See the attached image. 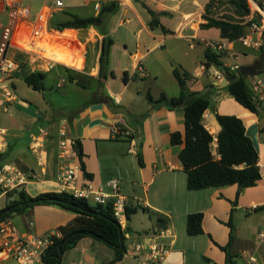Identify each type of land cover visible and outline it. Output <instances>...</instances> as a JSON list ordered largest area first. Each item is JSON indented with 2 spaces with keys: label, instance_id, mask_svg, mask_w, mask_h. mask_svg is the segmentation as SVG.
Returning <instances> with one entry per match:
<instances>
[{
  "label": "crops",
  "instance_id": "crops-1",
  "mask_svg": "<svg viewBox=\"0 0 264 264\" xmlns=\"http://www.w3.org/2000/svg\"><path fill=\"white\" fill-rule=\"evenodd\" d=\"M33 1L27 3L30 15L34 13V21H37L45 14L46 29L51 18L65 19L64 13L81 18L97 16L101 8L111 2L117 3V10L107 14L98 28L49 34L43 31V19L35 27L37 37H17L15 43L21 49L57 63L50 70H39L28 63L23 53L14 50L25 58L22 63L27 66L26 70L18 67L8 75L0 74V101L3 102L0 168L10 165L29 179L14 191L23 190L30 197L62 192L56 177L62 164L59 141L60 131L64 129L67 138L79 141L84 169L90 175V178L85 177L80 168L77 185L91 181L108 193L107 183L116 180L120 193L128 199L127 207H138L129 220L125 219L126 254L114 264H138L141 256L135 257V246L160 231H166L163 241L169 247L161 264H230L219 248L227 244L235 264H264V241L257 237L264 227V133L260 131L264 126V112L256 115L240 106L225 91L227 84L223 87L226 80L223 74L214 66H205L204 43L221 40L217 29L200 28L210 0H61V8H54L48 0ZM148 10L155 13L159 27H150ZM7 24V10L0 3V45ZM78 34L84 38L83 42L79 41ZM104 38H110L112 45L107 65L100 71L99 56ZM181 50L183 54L177 56V51ZM259 56V50L242 48L224 54L220 61L231 69L252 64ZM227 59L233 62L230 64ZM177 65L189 73L187 87L190 91L208 93L215 112L241 119L246 136L258 154L261 178L237 198L236 185L197 191L186 187V174L178 159L183 145L170 144L172 133H183V110L153 105L146 97L147 93L154 100L162 93L167 97L179 94L172 75ZM35 71L45 73L46 80H55L60 92L67 82L64 74L73 78L74 82H69L70 93L76 96L78 90L84 91L83 101L64 100L55 104L45 92L33 90L30 93L22 89L23 74ZM125 72L128 76L124 83ZM50 73H54L55 79L48 76ZM85 77L89 85L80 82ZM214 111L206 110L202 119L214 138L213 154L216 155L215 137L220 127ZM114 126L121 129V134L112 133ZM38 151L43 158L41 161ZM69 164L80 167L77 152ZM7 195L0 189V209L6 206ZM142 208L149 212L142 211L144 224H138L133 215L135 217ZM192 213H202L203 232L196 236L186 233V218ZM15 217L10 222L19 232L42 235L59 231V227L70 223L75 215L56 206L41 205ZM157 217L162 222H157ZM29 221L33 222L31 228ZM113 259L112 249L95 239L83 238L63 254L61 264H109Z\"/></svg>",
  "mask_w": 264,
  "mask_h": 264
},
{
  "label": "trees",
  "instance_id": "trees-1",
  "mask_svg": "<svg viewBox=\"0 0 264 264\" xmlns=\"http://www.w3.org/2000/svg\"><path fill=\"white\" fill-rule=\"evenodd\" d=\"M229 6L232 13L222 17L215 16V9L221 6ZM117 10V3L111 2L101 8L97 16L81 18L75 14L64 13L66 18L53 17L48 22V29L62 32L64 30H86L98 28L103 23L109 13ZM249 11L247 0H227L226 2L210 0L205 6L200 24L201 29L215 28L220 33L221 40L233 42L246 34L247 25L241 23V18L245 17ZM151 15L149 23L151 28L159 27V21L155 13L148 10ZM112 40L104 38L101 43L99 63L100 71L105 68L108 62L110 46ZM260 55L264 54V42L259 49ZM205 66H214L227 80L225 91L234 100L248 111L259 115L255 104L251 99V90L248 86L247 78L242 77L238 71H231L225 67L220 59L224 52L216 53L209 49L205 50ZM14 59L22 68L21 54L14 52ZM23 70V68H22ZM172 75L179 87V94L176 97H167L160 94L157 99H152L150 94H146L148 101L159 107H166L170 110L181 108L184 115L183 133L174 132L170 135V144L173 146L183 145L178 154V159L186 174V187L189 191H197L209 188H220L230 185L237 186L236 198L246 188L256 185L261 178L258 167V154L246 136L245 127L241 119L234 115H220L214 111L208 93L200 94L190 91L187 82L190 80L188 72L174 68ZM113 76V73H110ZM128 74L125 72L122 81H127ZM101 77V72H100ZM45 73L41 71L26 72L23 74L24 83L34 91H44ZM70 82H74L70 79ZM81 86L80 83H76ZM206 110L214 111L215 120L220 130L215 137L216 155L213 154L214 138L203 124V114ZM264 133V126L260 128ZM80 168L84 176L90 178L85 172L82 162V150L79 141L75 146ZM139 164L142 159L138 154ZM16 196V199L13 197ZM6 206L0 209V226L13 217L23 215L35 206H56L75 215V218L65 226L59 227L61 237L55 239L53 245L44 256V264H61L63 254L74 248L83 238L95 239L114 251V259L109 264H114L123 259L126 254L124 232L113 216L111 203L105 205H95L91 202L73 197L65 192H46L35 197H30L25 191H12L7 195ZM136 208L126 207L125 215L129 220L130 216L137 211ZM142 211L149 212L142 208ZM151 214V213H149ZM157 222H162L157 217ZM202 213H192L186 218V233L189 236L202 234ZM232 235L230 234V240ZM227 244L219 247L226 256V262L235 264L228 252Z\"/></svg>",
  "mask_w": 264,
  "mask_h": 264
},
{
  "label": "built area",
  "instance_id": "built-area-1",
  "mask_svg": "<svg viewBox=\"0 0 264 264\" xmlns=\"http://www.w3.org/2000/svg\"><path fill=\"white\" fill-rule=\"evenodd\" d=\"M31 0H0L8 13V24L4 28L2 35V45H0V74L8 75L17 70L19 65L10 52L17 48L22 52L28 63L36 65L37 69L50 70L56 62L42 57L40 54L33 53L12 44L15 36L37 37L36 25L44 19L43 31L46 29V15L42 14L37 21L30 22V8L27 3ZM54 8H61V0H48ZM249 11L241 18V23L247 25V32L237 41L228 42L224 40L204 43L206 49L216 53H233L234 46L239 44L247 50H259L264 42V0H247ZM37 22V23H36ZM239 67L234 66L230 70L238 71ZM248 86L251 90V99L258 111L264 112V74L248 77ZM8 96L9 94L6 93ZM3 102L0 101V107ZM113 134H121V129L117 126L112 127ZM61 140L59 141L60 165L56 182L62 192L73 195L75 198L84 199L95 205H105L111 203L114 218L119 223L122 230L125 228V210L128 206V199L120 193L119 183L111 180L107 183L110 191L107 193L100 185H95L91 181H85L77 185L80 167L76 164H69L72 157L76 155L74 141L66 137L64 129L60 131ZM38 160H43L41 152L38 151ZM28 177L21 174L10 165L0 168V189L1 193L7 194L19 189L26 184ZM31 228L33 222L29 221ZM165 232L160 231L146 237L144 241L137 244L133 250L135 257L141 256L138 264H161L169 253V247L164 243ZM61 237L60 231L37 235L32 232H19L17 228L7 221L0 226V264L6 260H13L17 264H44V256L48 249L53 245L55 239ZM257 237L264 241V227L259 230Z\"/></svg>",
  "mask_w": 264,
  "mask_h": 264
},
{
  "label": "rangeland",
  "instance_id": "rangeland-1",
  "mask_svg": "<svg viewBox=\"0 0 264 264\" xmlns=\"http://www.w3.org/2000/svg\"><path fill=\"white\" fill-rule=\"evenodd\" d=\"M33 1V0H32ZM43 1V0H42ZM33 4L35 3L34 1L32 2ZM216 13H215V16H217V17H222V16H224V15H228L229 13H232V9L229 7V6H225V5H223V6H221V7H217L215 10H214ZM33 14L34 13H31V15H30V22H33L34 20H36V17H35V19H34V16H33ZM55 31H48V33L49 34H53ZM2 33V32H1ZM1 33H0V37H1ZM20 35H17V36H15L14 38H13V40L11 41L12 42V44L15 46V47H18L17 45H16V39H17V37H19ZM75 36V35H74ZM78 39H79V41L80 42H83L84 41V38L83 37H81L80 36V34H78ZM186 47V46H185ZM229 47H235L236 49H238V50H240V49H242V47L239 45V44H236V45H234V46H229ZM18 48H20V47H18ZM86 48H87V50L89 51V49H88V46L86 45ZM15 51H20V50H18L17 48H15L14 49ZM81 51H83V48H82V46H81ZM22 53V52H21ZM181 54H183V51L181 50V51H177V56L179 55V56H181ZM10 55L11 56H14V52H10ZM165 56L167 57V58H172L170 55H167V54H165ZM176 56V57H177ZM23 60H25V58L24 57H21ZM186 59H190L189 57H186ZM240 60H242V62H244V59H239V61ZM227 62L228 63H232L233 61H231L230 59H227ZM57 63V62H56ZM26 65H23L22 66V68H23V71L24 70H26ZM176 67H178L179 68V66L177 65ZM51 79H55V76H54V73H50L49 75H48ZM67 75L66 74H64V80H66L67 82L64 84L65 85V87L63 88V91L62 92H60V89L58 88V87H56V81L55 80H53V81H51V80H44V91L43 92H45V94H46V97H51V100H52V102H54L55 104H59V103H62V102H64V100H69V101H75V102H82L83 101V99H82V97H84L86 94H85V92L84 91H82V90H78V92H77V95L76 96H72V94L70 93V90L72 89V87L70 86V79H73V78H68V77H66ZM161 76H163V74L161 75ZM80 82L83 84H86V85H89L90 84V82L88 81V79H87V77H85V78H83V79H80ZM60 84H63V82L61 83L60 82ZM22 89H28V91L30 92V93H33V90L32 89H30V88H27V86H25V84H21V86H20ZM48 97V98H49ZM143 217L144 216H142V210L140 209L139 210V212L137 213V215L134 217V215H133V219L136 221V222H138V224H144V222H143ZM16 217H14V219H15ZM15 224V223H14ZM8 264H16L13 260H11V261H9L8 262Z\"/></svg>",
  "mask_w": 264,
  "mask_h": 264
},
{
  "label": "water",
  "instance_id": "water-1",
  "mask_svg": "<svg viewBox=\"0 0 264 264\" xmlns=\"http://www.w3.org/2000/svg\"><path fill=\"white\" fill-rule=\"evenodd\" d=\"M238 73L244 78L264 74V54H261L252 64L240 66ZM226 84L227 80L224 81L223 87ZM74 144L77 146V141H74Z\"/></svg>",
  "mask_w": 264,
  "mask_h": 264
}]
</instances>
